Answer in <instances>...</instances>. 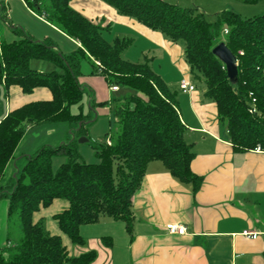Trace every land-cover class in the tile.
Returning a JSON list of instances; mask_svg holds the SVG:
<instances>
[{"label": "trees", "instance_id": "16d2710c", "mask_svg": "<svg viewBox=\"0 0 264 264\" xmlns=\"http://www.w3.org/2000/svg\"><path fill=\"white\" fill-rule=\"evenodd\" d=\"M102 1L173 42L183 40L184 59L195 79H203L204 96L215 103L233 150L264 151V13L244 18L224 9L209 19L197 6L164 0ZM25 2L80 46L64 53L52 39H36L22 27L9 24L18 38L7 41L0 37V83L17 85L26 93L46 87L52 94L49 100L29 102L9 111L0 121V199L8 201L7 218L17 215L21 227L18 242L1 248L0 264H91L95 250L71 253L72 246L86 244L80 226L109 216L123 221L131 234L132 197L150 161H162L170 174L190 184L194 193L203 177L191 169L195 152L185 139L186 126L175 94L149 59L132 62L123 57L132 40L116 37L108 41L104 36L108 27L90 21L70 5L71 0ZM0 19L7 23L3 13ZM220 42L236 57L234 79L212 51ZM34 60L52 67L33 68ZM84 61L89 63L91 74L121 88L122 95L95 101L93 92L79 82ZM86 90L90 92V108L111 103L116 121V128L95 143L97 162L81 160L76 146L77 137L86 135V125L94 117L81 110ZM74 104L80 112L70 111ZM60 121L70 124L73 137L26 155L25 163L16 165L14 174L2 184L26 129ZM56 154L65 155L66 160L53 169ZM56 201L64 207L52 215L60 233L51 234L42 213ZM103 241L110 244L109 237Z\"/></svg>", "mask_w": 264, "mask_h": 264}, {"label": "crops", "instance_id": "0c3cea01", "mask_svg": "<svg viewBox=\"0 0 264 264\" xmlns=\"http://www.w3.org/2000/svg\"><path fill=\"white\" fill-rule=\"evenodd\" d=\"M70 5L93 23L108 27L107 35H104L108 41L116 37L132 40L124 58L132 62L150 60L154 71L175 94L180 117L186 126L185 139L195 152L191 169L203 177L200 188L194 193L192 186L172 176L162 161H150L132 197L131 234L123 221L101 216L96 223L80 226L86 244L72 246L71 253L79 255L95 250L97 255L91 264H264V151L233 150L227 129L224 130L218 120L215 103L205 99L204 89L198 91L192 79L195 77L184 59V50L176 42L117 13L102 0H71ZM0 7L3 9L0 15H5L7 24L22 27L36 39H52L64 53L80 46L34 13L25 0H0ZM14 36L12 29L0 30V37L7 41L15 39ZM137 44L140 48L135 53L131 48ZM154 50H161L160 60L167 61L171 69L161 64L156 68ZM81 71L79 82L89 79L88 84L82 85L93 94L101 93L103 98L99 101H110L124 92L121 88L113 90L102 76L91 74L86 61L82 63ZM97 78L104 80L105 89ZM182 78L190 80L195 89L182 92L179 88ZM114 92L119 93L113 95ZM51 97V91L46 87H36L26 93L17 85L6 87L0 83V121L9 111L23 104ZM90 101L91 98L89 104ZM23 140L25 134L14 152L16 158L6 168L3 177L6 179L2 184L14 174L15 166L25 161L26 155L40 148L20 149ZM7 207L8 201L4 200L5 223L0 248L6 241ZM63 207L62 202L56 201L42 213L51 234L60 233L52 215ZM169 223L184 226L185 232H169L166 228ZM246 230L255 232L256 236H246L243 234ZM103 237H109L110 244L104 243Z\"/></svg>", "mask_w": 264, "mask_h": 264}, {"label": "rangeland", "instance_id": "374dc122", "mask_svg": "<svg viewBox=\"0 0 264 264\" xmlns=\"http://www.w3.org/2000/svg\"><path fill=\"white\" fill-rule=\"evenodd\" d=\"M169 3L178 4L181 6H197L202 10L209 19H213V16L215 13L224 10V9H230L238 14H240L244 18L253 17L259 14L264 13V0H259L255 3H246L242 0H164ZM11 28H8L7 23L5 21H0V30L3 32L4 30H9ZM107 35V34H105ZM14 38H18V36L15 34ZM177 45L181 47L182 50H184V41L178 40L176 42ZM139 44L134 45L132 49L133 52L138 53L139 50ZM126 49L123 52V56H126ZM161 50H154L155 52V66L156 68L159 67L161 64L162 67L171 69V65L167 61H161ZM153 52V51H152ZM183 57V56H182ZM139 60V59H138ZM31 66L33 68H41L43 69L46 67L45 70L51 68L52 66L49 63L43 62V61H32ZM40 69V70H41ZM177 69V68H176ZM180 71V70H178ZM181 72V71H180ZM100 79V83L102 84L103 88L105 89L107 85L105 84L104 80L102 78ZM195 83L197 85V89L199 92H201L203 89H205L203 79H194ZM89 79L86 81H80L81 84H88ZM83 82V83H82ZM91 84V83H90ZM89 86V85H88ZM93 86V85H92ZM176 88V86L174 87ZM89 89V88H87ZM123 91V90H122ZM119 92H114L113 95H118ZM101 93H98L97 91L93 94V98H95L96 101H99L102 99L103 95H100ZM90 99V92L88 90L85 91L83 95V101H82V113L84 115L90 113L94 115L93 120L86 125V135H83L86 137L87 140L79 141V138L82 136L77 137V151L80 155V159L85 162H97L99 159L97 158L95 154V143L97 141H100L106 134H108L111 130H114L116 128V121L114 117L113 112V105L109 103L106 106H98L95 107V109L90 108V104L88 103ZM207 101H211L210 99L205 98ZM179 108V107H178ZM70 111L72 113L80 112V107L77 104L70 106ZM180 111V109H179ZM224 127V130H226V126L222 124ZM76 133V131L74 130ZM73 137V134L70 132V124L66 121H60L56 123L51 124H39L35 125L32 128H29L25 133V140H23L19 148H28V149H36L43 144H52L53 146H56L60 144L62 141L67 140V138ZM66 160V156L62 154H56L52 157V167L53 169L57 168L62 162ZM25 161H23L22 164H24ZM21 164V165H22ZM6 178H3L1 180V183L5 181ZM4 200H7L6 198L0 199V243H1V236L3 232V225L5 223V217H4V211H2L4 207ZM6 208V207H5ZM46 223V219H44V224ZM6 227H7V234H6V241L5 245L12 246L15 243L18 242L20 236H21V227L19 218L17 215L12 216L10 219H6ZM1 252V248H0Z\"/></svg>", "mask_w": 264, "mask_h": 264}, {"label": "water", "instance_id": "95a60500", "mask_svg": "<svg viewBox=\"0 0 264 264\" xmlns=\"http://www.w3.org/2000/svg\"><path fill=\"white\" fill-rule=\"evenodd\" d=\"M212 51L225 64L228 76L234 79L237 71V60L234 54L224 42L218 43ZM83 140H87L86 137L79 138V141Z\"/></svg>", "mask_w": 264, "mask_h": 264}, {"label": "built area", "instance_id": "2783aa9c", "mask_svg": "<svg viewBox=\"0 0 264 264\" xmlns=\"http://www.w3.org/2000/svg\"><path fill=\"white\" fill-rule=\"evenodd\" d=\"M226 32V31H225ZM111 88L113 90H117L118 86H111ZM179 88L182 92L186 93V92H191L195 89V85L188 80L187 78H182L179 82ZM257 150H259L257 148ZM166 228L168 229L169 232L172 233H179V234H183L185 232V227L182 225H178V224H174V223H169L166 225ZM243 234H245L248 237H254L256 236L255 232H251V231H243Z\"/></svg>", "mask_w": 264, "mask_h": 264}]
</instances>
